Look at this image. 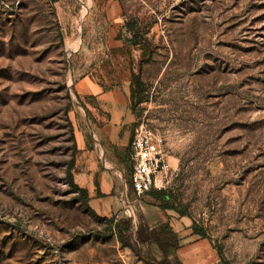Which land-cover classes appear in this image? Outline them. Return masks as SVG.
Instances as JSON below:
<instances>
[{
	"label": "rangeland",
	"instance_id": "374dc122",
	"mask_svg": "<svg viewBox=\"0 0 264 264\" xmlns=\"http://www.w3.org/2000/svg\"><path fill=\"white\" fill-rule=\"evenodd\" d=\"M140 123L173 209L119 215L130 248L68 168L80 134L110 156ZM155 234L183 264H264V0H0V264H168Z\"/></svg>",
	"mask_w": 264,
	"mask_h": 264
},
{
	"label": "crops",
	"instance_id": "0c3cea01",
	"mask_svg": "<svg viewBox=\"0 0 264 264\" xmlns=\"http://www.w3.org/2000/svg\"><path fill=\"white\" fill-rule=\"evenodd\" d=\"M131 137L130 130L122 151L112 152L110 156L102 145L96 143L98 135L94 128L88 139L82 134L77 137L78 153L74 160L73 179L87 190L89 208L98 216H106L110 212L122 217V212L118 211L121 195L126 192L129 198H134L130 181L132 168L128 158Z\"/></svg>",
	"mask_w": 264,
	"mask_h": 264
},
{
	"label": "built area",
	"instance_id": "2783aa9c",
	"mask_svg": "<svg viewBox=\"0 0 264 264\" xmlns=\"http://www.w3.org/2000/svg\"><path fill=\"white\" fill-rule=\"evenodd\" d=\"M128 158L132 168L134 198H129L124 192L121 195L120 212L134 219L140 198L153 190H163L172 171L167 161L163 136L143 123L136 125L133 130ZM116 219L117 216L114 222Z\"/></svg>",
	"mask_w": 264,
	"mask_h": 264
},
{
	"label": "trees",
	"instance_id": "16d2710c",
	"mask_svg": "<svg viewBox=\"0 0 264 264\" xmlns=\"http://www.w3.org/2000/svg\"><path fill=\"white\" fill-rule=\"evenodd\" d=\"M50 2L54 3L57 2L59 0H49ZM124 27L131 31V36H130V41L132 44L137 45L139 43L138 38L140 37L139 32L135 31V23L132 21V19H126L124 22ZM141 52L143 55L146 54V50L141 48ZM72 167H74V161L71 160L69 168H68V182L69 185L71 186L72 189H74L75 191L78 192L79 194V198L82 201L83 205L89 209L93 214L94 212L89 208L88 205V201H89V196H88V192L85 188L80 187L79 185H77L74 182L73 179V174L71 172ZM131 181V180H130ZM151 194L155 195V197L157 198L159 202L158 206L160 209H162V211H166L168 209H173L172 205L169 202V197L170 195L163 191V190H153L151 192ZM121 210V203L119 206V210ZM183 215V214H182ZM112 221V219H109V223ZM115 227L117 229L115 235L116 237L119 239L120 243L128 246L130 248H133V245L130 242V238L128 236V233L131 229V220H126V221H120V222H116ZM165 230L163 232H168V233H172L171 231V227L168 224H165ZM188 229H190L191 234L192 235H198L201 238L206 237L205 233L202 231L201 228H199L194 222H191L188 226ZM127 235V236H126ZM171 238V237H169ZM168 238V240H164V238L159 237L158 235L155 234V238H154V242L157 245L159 251H161L164 255L166 254L167 259H168V264H183V262L179 259V257L177 256L176 250L178 248L177 246V242L176 240H170ZM217 253L219 255V261L221 264H232L231 262H229L228 260H226L221 251L217 250Z\"/></svg>",
	"mask_w": 264,
	"mask_h": 264
}]
</instances>
